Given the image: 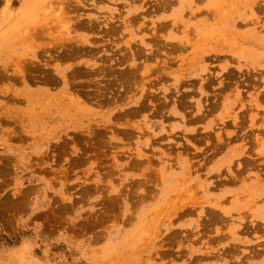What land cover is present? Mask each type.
Segmentation results:
<instances>
[{"label":"rangeland","instance_id":"1","mask_svg":"<svg viewBox=\"0 0 264 264\" xmlns=\"http://www.w3.org/2000/svg\"><path fill=\"white\" fill-rule=\"evenodd\" d=\"M0 264H264V0H0Z\"/></svg>","mask_w":264,"mask_h":264},{"label":"bare ground","instance_id":"2","mask_svg":"<svg viewBox=\"0 0 264 264\" xmlns=\"http://www.w3.org/2000/svg\"><path fill=\"white\" fill-rule=\"evenodd\" d=\"M64 14H65V13H64ZM52 35H53V34H52ZM166 44H167V43H166ZM168 45H169V44H168ZM62 48H63V47H62ZM169 50H170V49H169ZM56 53H57V52H56ZM127 72H128V70H127ZM131 74H132V73H131ZM131 76H132V75H131ZM131 78H132V77H131ZM128 81H129V80H128ZM72 98H73V97L70 98V96H69V99L72 100ZM73 100H74V99H73ZM73 104H74V103H73ZM74 105L76 106V104H74ZM78 107H79V106H78ZM78 107H77V108H78ZM77 108H76V109H77ZM112 144H113V143H112ZM113 147H114V145H113ZM184 151H185V150H184ZM249 151H250V150H249ZM141 162H143V161H141ZM252 162H253V161H252ZM137 163H138V162H137ZM230 182H231V181H230ZM186 193H187V192H186ZM183 194H184V193H183ZM190 196H191V195H190ZM184 197H185V196H184ZM184 197H183V198H184ZM181 198H182V197H181ZM179 202H180V201H179ZM167 204H168V203H167ZM186 207H187V206H186ZM185 210H186V209H185ZM213 212H214V211H213ZM183 213H184V212H183ZM186 213H187V212H186ZM211 214H213V213H211ZM179 215H180V214H179ZM218 216H219V215H218ZM177 217H178V216H177ZM211 217H212V216H211ZM157 220H158V219H157ZM211 220H213V218H212ZM216 220H217V219H216ZM206 221H207V220H206ZM214 221H215V220H214ZM222 221H223V220H222ZM223 222H224V221H223ZM140 225H141V224H140ZM199 225H200V224H199ZM153 226H154V225H153ZM259 226H260V225H259ZM153 229H154V228H153ZM256 234H257V233H256ZM200 237H201V236H200ZM174 242H175V241H174ZM230 247H231V246H230ZM231 249H232V248H231ZM227 250H228V249H227ZM232 250H233V249H232ZM232 250H231V251H232ZM233 251H234V250H233ZM255 257H256V256H255Z\"/></svg>","mask_w":264,"mask_h":264}]
</instances>
